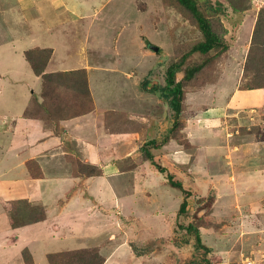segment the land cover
I'll use <instances>...</instances> for the list:
<instances>
[{
    "label": "rangeland",
    "instance_id": "1",
    "mask_svg": "<svg viewBox=\"0 0 264 264\" xmlns=\"http://www.w3.org/2000/svg\"><path fill=\"white\" fill-rule=\"evenodd\" d=\"M197 3L218 29L223 30L229 48L186 86L184 112L180 116L182 126L175 131L184 143L174 140V147L182 150L175 153L183 157L166 164L161 162V157L157 159L167 170L164 178L168 172L173 173L191 192L187 212L178 216L183 192L169 183H158L154 191L164 202V213L158 211L154 216L167 227L163 229L161 222L157 223L155 241H148L150 236L144 229L138 230V223L133 221L135 212L126 215L118 211L112 220H107L105 214L96 215L89 220L87 229L97 243L85 248L87 255L99 254L98 241L108 239L112 244L129 245L133 252L154 254L156 257H149L146 264L150 260L152 264H264V101L253 109L223 115L244 73L264 0H197ZM15 4L16 0H0V112L19 114L30 105L31 98L38 99L43 79L36 77L24 56L13 54V45L6 38V14ZM99 7L96 6V13L92 21L85 23L86 27H78L73 40L90 41L94 62L105 66L120 63L121 72H130L131 84L122 73L109 75L104 70L96 71L92 85L98 103L136 112L157 110L149 100H138V93L142 92L145 97L156 98L154 102L165 116L173 111L175 119L169 99L151 89L166 84V71L172 63L182 62L177 72L180 80L186 68L203 60L199 53L183 60L192 44L202 37L199 27L174 0H109ZM90 22H93L91 27ZM58 29L51 38L58 50L55 62L67 56L68 46L65 34L69 27ZM74 29L72 26L71 31ZM22 30L26 32L23 27ZM24 44L28 48L32 45L27 40ZM151 45L159 46V51H154ZM216 53L214 50L211 55ZM261 53L259 47L251 51L264 61V52ZM242 78L239 88L249 84L250 78ZM145 82L149 84L145 86ZM242 95L240 92L236 101ZM52 104L45 115L48 121H56L76 105L73 99L61 96ZM134 157H138V149ZM132 183L129 178L128 189H135ZM13 207L11 201L8 208ZM190 223L198 227L208 251L198 247L195 233L186 229ZM13 251L17 253L16 248L9 253ZM50 256H47L48 264H69L65 258Z\"/></svg>",
    "mask_w": 264,
    "mask_h": 264
},
{
    "label": "crops",
    "instance_id": "2",
    "mask_svg": "<svg viewBox=\"0 0 264 264\" xmlns=\"http://www.w3.org/2000/svg\"><path fill=\"white\" fill-rule=\"evenodd\" d=\"M108 1L16 0L15 6L6 14V38L13 45V54L24 56L29 63L25 57L26 50L51 48L53 54L46 72L86 69L94 108L77 115L62 116L56 121H48L46 114L28 115L34 108V102L40 106L45 101L42 85L38 99L31 98L30 105H26L21 113L0 112V264H27L23 255L26 248L34 264H41L46 263L51 253L85 249L97 243L91 238V230L87 229L89 220L96 215L101 217L105 214L107 220H112L110 218L118 211L126 215L135 212L137 216L133 217V221L138 223L139 231L144 229L146 235L150 236L148 241L151 239V243L157 235V223L160 221L163 229L167 227L163 220L154 216L158 211L164 213V202L154 189L158 188V183L168 184V179L146 157L144 146L156 160L161 157L164 164L183 157L175 153L182 150L174 147V139L161 143L170 135L173 111L165 116L162 108L154 102L156 98L145 97L142 92L138 93V100H149L157 110L142 109L136 112L122 106L100 105L92 85L95 72L104 70L109 75L122 73L123 78L131 84L130 72H121L120 63L105 66L92 61L90 41L79 38L75 43L73 40L78 27H86L85 23L89 19L92 21L96 6L101 8ZM92 25L93 22H90L89 27ZM64 26L69 27L65 34L67 56L55 62L58 50L51 38L58 28ZM72 26L75 29L71 31ZM26 40L32 43L29 48L24 47ZM40 40L41 43H38ZM242 77L243 72L223 115L253 109L264 101V88H239ZM240 92L243 95L240 101H236ZM151 141L155 144H150ZM136 149L137 158L134 157ZM74 159L84 167L97 166L103 173H80L76 170ZM129 178L135 189L126 186ZM18 199L43 206L46 219L13 228L8 206ZM142 212L148 215L143 217ZM98 242L101 243L100 253L105 258L104 264H146L149 257H156L147 252H133L124 243L112 244L108 239ZM15 248L17 253H9ZM152 261L148 264H152Z\"/></svg>",
    "mask_w": 264,
    "mask_h": 264
},
{
    "label": "trees",
    "instance_id": "3",
    "mask_svg": "<svg viewBox=\"0 0 264 264\" xmlns=\"http://www.w3.org/2000/svg\"><path fill=\"white\" fill-rule=\"evenodd\" d=\"M180 5L182 11H184L191 19L192 23L197 25L202 32V37L197 39L187 54H184L183 60L192 53H199L204 56L203 60L197 64H194L185 69V73L182 79H177V72L181 69L182 62L172 63L166 71V84L164 86H154L151 90L154 92L160 91L159 95L169 99L175 111V119L171 128L170 135L165 137L161 143L169 139H180L179 135L175 133L177 129L182 126L180 116L184 112V99L186 95V86L189 82L197 76L207 65L217 59L222 53L228 50V44L224 39L223 30H219L215 25L214 20L207 16L199 7L197 0H174ZM218 9L215 8V12ZM216 20V19H215ZM225 31V30H224ZM255 45H257L255 47ZM254 47V48H253ZM260 48L264 52V6L260 9L256 20L252 44L247 56L246 63L244 65V78H250L249 84L242 86L241 89H257L264 88V61L258 59L251 54L252 49L256 50ZM217 50V53L211 55L212 51ZM53 49L51 48H32L25 51V57L29 61L34 73L43 79V96L45 101L41 106H38L34 102L32 110L28 115H34L35 113L45 115L51 109L58 97L73 99L76 104L73 109L67 110V114L63 116L69 117L81 113H85L94 108V102L91 97V93L88 85V78L86 69L71 70V71H58V72H46V66L52 57ZM264 57V56H262ZM264 59V58H263ZM149 82H145L147 86ZM38 106V107H37ZM46 111V112H45ZM182 144L181 140H179ZM178 141V142H179ZM179 142V143H180ZM188 142V141H187ZM155 144L151 141L150 144ZM189 143V142H188ZM145 155L150 161L157 167V169L166 173V168L162 166L160 162L155 159V156L150 152L147 146H144ZM74 165L76 170L86 175H101L103 172L97 166H82L81 162L74 159ZM31 164V163H30ZM75 170V168H74ZM75 170V171H76ZM34 171V169H32ZM33 173V172H32ZM36 175V174H34ZM40 175V174H38ZM168 183L183 192L184 198L180 203L178 216L187 212L188 199L191 192L187 190L183 184V181L175 179L173 173H167ZM14 207L10 210V223L13 228L22 227L38 221L46 219V211L43 206L33 205L26 199H18L12 201ZM18 204V205H17ZM183 227V226H182ZM184 228V227H183ZM189 232H194L196 237V243L198 247H201L208 251L200 235L198 227L190 223L186 227ZM87 249H78L71 251H63L58 253H51L52 258L61 257L69 261V264H104L105 258L100 254H85ZM88 253V252H87ZM24 258L27 264H33V259L30 251L26 248L23 251ZM52 258H50L52 260ZM61 259V260H62Z\"/></svg>",
    "mask_w": 264,
    "mask_h": 264
},
{
    "label": "water",
    "instance_id": "4",
    "mask_svg": "<svg viewBox=\"0 0 264 264\" xmlns=\"http://www.w3.org/2000/svg\"><path fill=\"white\" fill-rule=\"evenodd\" d=\"M151 48L154 50V51H159L160 47L157 46V45H151Z\"/></svg>",
    "mask_w": 264,
    "mask_h": 264
},
{
    "label": "bare ground",
    "instance_id": "5",
    "mask_svg": "<svg viewBox=\"0 0 264 264\" xmlns=\"http://www.w3.org/2000/svg\"><path fill=\"white\" fill-rule=\"evenodd\" d=\"M25 47V46H24Z\"/></svg>",
    "mask_w": 264,
    "mask_h": 264
}]
</instances>
